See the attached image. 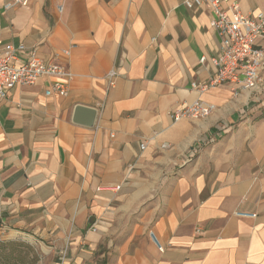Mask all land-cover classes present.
<instances>
[{"label": "crops", "instance_id": "crops-1", "mask_svg": "<svg viewBox=\"0 0 264 264\" xmlns=\"http://www.w3.org/2000/svg\"><path fill=\"white\" fill-rule=\"evenodd\" d=\"M8 1L0 46L23 43L72 77L64 96L45 94L44 75L0 100V234L29 235L54 264H264V70L236 95L192 86L215 72L208 7ZM235 1L264 13V0ZM198 99L209 115L172 119ZM77 104L96 109L93 126L73 122Z\"/></svg>", "mask_w": 264, "mask_h": 264}, {"label": "built area", "instance_id": "built-area-1", "mask_svg": "<svg viewBox=\"0 0 264 264\" xmlns=\"http://www.w3.org/2000/svg\"><path fill=\"white\" fill-rule=\"evenodd\" d=\"M28 3L29 0H11L4 7H25ZM183 4L189 9L207 6L212 15L209 25L220 39L217 55L209 59L215 68L214 74L208 81L193 82L192 86L203 91L214 86L229 85L234 95L242 90H255L264 70V51L257 46V40L264 36V13H244L235 0H184ZM57 9L59 12L63 10L61 3ZM64 52L67 53V50ZM205 60L204 56L200 58L201 62ZM116 74V69L107 72L108 88L113 86ZM44 75L55 78L45 90L46 95L67 94L72 74L63 63L57 60L43 61L37 57L34 49H27L23 43L8 42L0 46V100L15 85L33 84ZM211 109V105L198 99L174 108L170 115L173 120L200 118L209 115ZM234 214L242 218L256 216L255 212L249 211H235ZM149 234L153 238L152 232ZM158 249L162 251L163 247L158 246Z\"/></svg>", "mask_w": 264, "mask_h": 264}, {"label": "rangeland", "instance_id": "rangeland-1", "mask_svg": "<svg viewBox=\"0 0 264 264\" xmlns=\"http://www.w3.org/2000/svg\"><path fill=\"white\" fill-rule=\"evenodd\" d=\"M48 247L21 232L0 234V264H54Z\"/></svg>", "mask_w": 264, "mask_h": 264}, {"label": "water", "instance_id": "water-1", "mask_svg": "<svg viewBox=\"0 0 264 264\" xmlns=\"http://www.w3.org/2000/svg\"><path fill=\"white\" fill-rule=\"evenodd\" d=\"M97 111L93 107L77 104L74 107L73 122L85 126H93L96 119Z\"/></svg>", "mask_w": 264, "mask_h": 264}]
</instances>
